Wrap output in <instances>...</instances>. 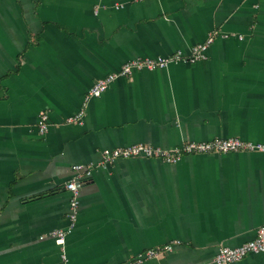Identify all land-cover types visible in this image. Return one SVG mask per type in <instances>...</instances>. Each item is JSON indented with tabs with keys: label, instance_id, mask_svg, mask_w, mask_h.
<instances>
[{
	"label": "crops",
	"instance_id": "obj_1",
	"mask_svg": "<svg viewBox=\"0 0 264 264\" xmlns=\"http://www.w3.org/2000/svg\"><path fill=\"white\" fill-rule=\"evenodd\" d=\"M214 30L206 59L117 78L66 122L122 62L188 53ZM229 136L264 143V0H0V264H60L62 251L66 264H122L173 240L142 264H215L264 224V152L106 165L101 152ZM76 164L91 169L61 246L49 233L67 225Z\"/></svg>",
	"mask_w": 264,
	"mask_h": 264
},
{
	"label": "built area",
	"instance_id": "obj_2",
	"mask_svg": "<svg viewBox=\"0 0 264 264\" xmlns=\"http://www.w3.org/2000/svg\"><path fill=\"white\" fill-rule=\"evenodd\" d=\"M117 7V5H116ZM214 30L209 33L204 41L194 44L188 53L176 50L168 55L134 57L121 63L114 71L98 78L83 95L79 109L71 116L66 118L67 123L81 124L86 113L88 102L92 98L99 97L107 87L117 78L130 77L134 72L140 70H155L165 68L172 63H195L206 59L207 49L218 35ZM227 36V35H223ZM241 38V37H240ZM49 126L48 114L45 111L39 113L37 119V132L44 134ZM264 152V143L244 140L239 137H215L210 140L186 141L179 146L172 148H162L159 146L134 143L126 146H118L104 149L101 152V164L106 165L119 159L128 158H149L161 159L166 162L175 163L182 157L191 154H212V153H230V152ZM73 170L77 174L65 183L64 188L70 193V199L67 209V225L65 228H57L50 231V236L54 238L58 245L63 246L66 235L72 230L78 213V195L84 176H89L90 167H84L81 164L73 165ZM83 171V172H82ZM82 172V173H80ZM177 240L157 247L147 248L122 264H142L143 262L164 256L172 251ZM264 252V224L260 225L255 236L236 247L221 246L217 249L213 261L215 264H233L241 260L246 255L252 253ZM60 264H66V255L61 252Z\"/></svg>",
	"mask_w": 264,
	"mask_h": 264
}]
</instances>
